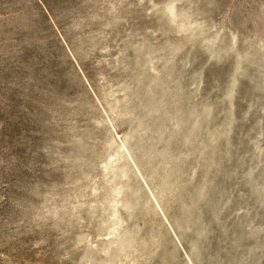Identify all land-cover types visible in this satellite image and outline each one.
<instances>
[{
    "label": "rangeland",
    "instance_id": "1",
    "mask_svg": "<svg viewBox=\"0 0 264 264\" xmlns=\"http://www.w3.org/2000/svg\"><path fill=\"white\" fill-rule=\"evenodd\" d=\"M0 264H264V0H0Z\"/></svg>",
    "mask_w": 264,
    "mask_h": 264
}]
</instances>
